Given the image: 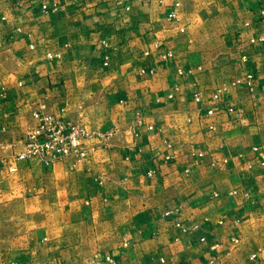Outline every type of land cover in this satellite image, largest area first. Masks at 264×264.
Returning <instances> with one entry per match:
<instances>
[{
    "label": "crops",
    "instance_id": "obj_1",
    "mask_svg": "<svg viewBox=\"0 0 264 264\" xmlns=\"http://www.w3.org/2000/svg\"><path fill=\"white\" fill-rule=\"evenodd\" d=\"M173 1L0 0V264H264V0ZM40 106L114 133L16 159Z\"/></svg>",
    "mask_w": 264,
    "mask_h": 264
},
{
    "label": "built area",
    "instance_id": "obj_2",
    "mask_svg": "<svg viewBox=\"0 0 264 264\" xmlns=\"http://www.w3.org/2000/svg\"><path fill=\"white\" fill-rule=\"evenodd\" d=\"M18 1V0H17ZM120 10L128 11L131 7L133 0H111ZM180 5L179 0H174L172 8L168 12L169 18L176 17V8ZM43 9L46 7L43 5ZM264 14V11H262ZM20 31V28L17 29ZM103 44L106 41L103 40ZM30 48H33V44H29ZM54 55L47 53L46 57L52 58ZM172 56L171 51H166L162 54L163 58ZM106 64V60L104 62ZM140 72L145 74L146 72L152 73V68H141ZM178 74H182L183 70L178 69ZM244 83L251 91L253 89L252 74L246 73L244 76ZM217 94H214V98ZM195 99H199V95L195 94ZM231 110V108H230ZM62 109L60 110V112ZM212 109L209 110L211 112ZM32 117L35 121L32 128L27 132L23 144L24 150L18 153L15 158L23 159L31 156L38 157L45 165L54 161L63 159H72L73 161H79L87 154V145L84 140L89 136H97L100 138H109L114 131L109 130L106 133L99 131H90L86 125L80 119H69L62 115H56L54 112L45 110L44 106H40L32 111ZM169 158V155H166ZM107 264H118L117 261L111 256L105 257ZM161 262L163 259H160ZM184 264V263H181Z\"/></svg>",
    "mask_w": 264,
    "mask_h": 264
}]
</instances>
